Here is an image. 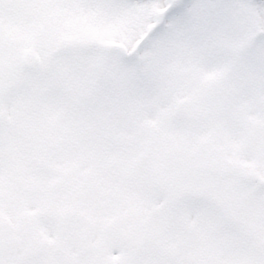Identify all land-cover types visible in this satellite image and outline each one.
I'll list each match as a JSON object with an SVG mask.
<instances>
[{"label":"snow or ice","instance_id":"1","mask_svg":"<svg viewBox=\"0 0 264 264\" xmlns=\"http://www.w3.org/2000/svg\"><path fill=\"white\" fill-rule=\"evenodd\" d=\"M0 264H264V0H0Z\"/></svg>","mask_w":264,"mask_h":264}]
</instances>
